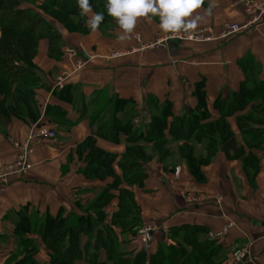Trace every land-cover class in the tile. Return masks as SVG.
Listing matches in <instances>:
<instances>
[{"label": "trees", "instance_id": "16d2710c", "mask_svg": "<svg viewBox=\"0 0 264 264\" xmlns=\"http://www.w3.org/2000/svg\"><path fill=\"white\" fill-rule=\"evenodd\" d=\"M89 2L94 13H104L98 30L111 35L119 26L107 14V0ZM207 5L205 0L203 7ZM88 18L80 15L77 0H0V123L18 119L27 124L39 121L38 127L70 124L65 105L75 106L72 83L51 91L57 102H48L41 118L44 103L38 92L50 87L42 81L45 74L36 57L46 41V57L61 61L64 32L88 35ZM152 19L159 22L158 17ZM237 65L243 80L229 96L218 93L210 105L206 79L201 78L194 84L193 108L177 113L169 97L150 95L140 124L135 122L138 113L132 98L104 90L89 102L83 96L80 117H88L91 132L68 152L62 171L66 173L77 158L76 173L103 186L89 202L77 199L70 210L61 206L52 212L47 206L41 212L30 204L19 209L16 250L5 264H219L221 247L205 225L171 226L167 232H152L149 243L141 242V214L133 188L145 189L147 164L157 161L166 170L176 156L197 179L219 150L231 159L241 157L246 173L259 170L256 151L264 143V77L251 54L239 58ZM231 120L243 137V145L233 154L228 152L236 136ZM99 138L123 143V152L100 147ZM205 140L207 144L198 152L197 144ZM41 250L46 255L43 261L37 257Z\"/></svg>", "mask_w": 264, "mask_h": 264}, {"label": "crops", "instance_id": "0c3cea01", "mask_svg": "<svg viewBox=\"0 0 264 264\" xmlns=\"http://www.w3.org/2000/svg\"><path fill=\"white\" fill-rule=\"evenodd\" d=\"M206 1L209 4V0ZM257 1L264 4V0ZM207 7L197 10V14L203 15ZM257 15H260L258 20L241 32L219 37L226 22L245 25L254 16L245 11L242 0H215L212 15L198 26L211 29L213 39L203 42L178 39L179 42L174 43L169 33H163L159 22L152 18L150 22L141 18L131 39L124 42L117 40L119 27L112 31V37L99 30L86 36L64 32L65 55L61 61L46 57L47 42L42 41L36 61L46 73L42 81L50 91L38 92L44 103L41 118L46 104L57 102L52 99L51 91L62 89L66 83L76 88L75 106L65 105L70 120L66 126L43 123L38 127L39 121L27 124L18 119L0 123V174L17 159L18 150L13 140L25 141L31 131L42 127L57 132L56 138L34 140L35 149L26 171L9 172L7 183H0V264H5L10 253L16 250L14 228L19 209L30 204V208L41 212L47 206L52 212H57L61 206H70V210L77 199L83 203L94 198L91 188L95 184L103 185L76 173L77 158L69 163L66 173L62 171L68 152L91 132L88 117H80L79 112L84 97L89 102L98 91L104 90L132 98L137 105L135 122L140 124L148 96L160 99L167 96L173 101L175 112L188 111L196 103L194 84L204 78L211 105L218 93L229 96L238 88L243 74L237 60L242 56L251 54L260 64L264 77V10ZM138 33L142 34L140 42ZM158 40L161 42L153 47L141 48ZM116 52L120 54L115 56ZM231 122L236 136L228 145V152L233 154L243 145V137L234 121ZM97 141L100 147L116 154L122 153L125 147L108 139ZM206 144L207 140L197 144V149L201 150ZM256 153L260 159L259 170L246 173L241 157L231 159L225 150H219L214 160L202 167L200 179L195 178L177 156L175 161L169 160L166 170L157 161L147 164L145 189L133 188L141 214L139 227H150V235L167 232L169 227L183 223L205 225L210 238L217 239L221 247L217 256L219 264H226L235 250L244 246L250 249L249 257L232 264H264V143ZM229 223L232 226L221 233ZM37 257L43 261L44 250Z\"/></svg>", "mask_w": 264, "mask_h": 264}, {"label": "clouds", "instance_id": "9594fccd", "mask_svg": "<svg viewBox=\"0 0 264 264\" xmlns=\"http://www.w3.org/2000/svg\"><path fill=\"white\" fill-rule=\"evenodd\" d=\"M81 16H88L85 24L95 33L104 21V13H94L89 0H77ZM205 0H107L105 5L108 16L115 19L121 30L117 40L128 41L143 18L151 21L152 17L159 18V29L163 33L191 36L206 17L212 15L215 0H209L204 14H197ZM89 14H91L89 16Z\"/></svg>", "mask_w": 264, "mask_h": 264}, {"label": "built area", "instance_id": "2783aa9c", "mask_svg": "<svg viewBox=\"0 0 264 264\" xmlns=\"http://www.w3.org/2000/svg\"><path fill=\"white\" fill-rule=\"evenodd\" d=\"M245 4V11L247 13H249L250 15L254 16L252 17V19L249 21L250 23L248 24H239L237 22H226L225 24H223L222 26V30L220 33L219 37H227L229 35H232L234 33H237L241 30H243L245 27H247V25L253 23L254 21H257L260 15H257L258 13L261 14V12L264 10V4L260 1L257 0H242ZM255 14V15H254ZM209 28V27H207ZM210 29V28H209ZM204 31V30H203ZM211 32V29L210 31ZM185 34V33H184ZM178 37L179 39H184V38H189L191 40H196L198 39V41H203V40H209L212 37V35L210 34L209 36H205V34L202 31H195L191 36H189L188 34H185V37L183 36V33L179 34V35H175L173 34L171 38H176ZM170 38V39H171ZM137 40L140 42L141 41V36L140 34L137 35ZM161 41L158 40V42L155 43H150V44H143L141 47H153L154 45L160 43ZM59 85H61L62 83V79H59ZM55 137V131L52 129H47L45 127L42 128H38L37 131H32L31 135L29 136V138L25 141H13L15 147L18 150V155H17V159L16 161L10 165L7 170L0 174V183H7V174L9 172H25L26 169L29 167V159L31 154L33 153V146H32V140L34 139H40V138H53ZM177 172L179 171V169L176 170ZM232 226V223H229L227 225V227L223 228L222 232H226L229 228ZM152 229L148 226H141L138 228V235L139 238L141 240V242L143 243H147L148 241V236H149V232ZM221 233H218V235H220ZM250 254V249L248 246H244L241 247L237 250H235V252L232 254V256H230L226 262V264H232V263H238L241 262L245 259H247L249 257Z\"/></svg>", "mask_w": 264, "mask_h": 264}, {"label": "rangeland", "instance_id": "374dc122", "mask_svg": "<svg viewBox=\"0 0 264 264\" xmlns=\"http://www.w3.org/2000/svg\"><path fill=\"white\" fill-rule=\"evenodd\" d=\"M59 28H61V26H58ZM204 30V31H203ZM195 31H202L204 34H205V36H209L210 35V29L209 28H207V27H201V28H197ZM139 34V33H138ZM172 35L173 34H171V33H169L168 34V37H169V39L172 37ZM107 37H112V35H106ZM183 36L185 37V34L183 33ZM141 37H142V34H141ZM179 38L178 37H176V38H171L170 40H173L174 42H179V41H177ZM211 39H213V38H211ZM211 39H209V40H211ZM180 40H184V41H187V40H189V41H192V42H199L198 41V39H196V40H191V39H189V38H184V39H180ZM203 41H207V40H203ZM203 41H200V42H203ZM142 48V47H141ZM118 54H120V53H118ZM118 54H117V52L115 53V56H118ZM80 55V54H79ZM81 56V55H80ZM44 74H46L45 72H44ZM79 95V94H78ZM80 97H81V95H80ZM79 101V100H78ZM82 103V102H81ZM93 105H90V107H92ZM89 107V108H90ZM90 110H91V108H90ZM263 116V115H262ZM32 132V131H31ZM30 135H31V133H30ZM29 135V136H30ZM29 136L27 137V139L29 138ZM56 136H57V132L55 131V137H53V138H56ZM26 139V140H27ZM37 139V138H36ZM36 139H34V140H36ZM34 140H32V146H33V152H34V149H35V147H34V145H33V142H34ZM13 141H16V140H13ZM20 142H22V141H20ZM171 147L173 148V149H176V142H173L172 144H171ZM200 151V149L198 148V152ZM97 182H100L101 183V181H98V180H96ZM95 182V181H94ZM102 184H101V186H99V183L96 185L95 184V187H93V188H91L90 190L92 191V193H93V195H97V192H99V190L102 188ZM94 196V197H95ZM88 200V199H87ZM86 200V202H89L90 200H88L87 201ZM83 203H85V202H83ZM135 204H136V200H135ZM69 207L70 206H66L65 208L66 209H69Z\"/></svg>", "mask_w": 264, "mask_h": 264}, {"label": "water", "instance_id": "95a60500", "mask_svg": "<svg viewBox=\"0 0 264 264\" xmlns=\"http://www.w3.org/2000/svg\"><path fill=\"white\" fill-rule=\"evenodd\" d=\"M177 41H179V40H177ZM174 43H176V42H174ZM150 239H151V236L149 235V236H148V240L150 241Z\"/></svg>", "mask_w": 264, "mask_h": 264}]
</instances>
